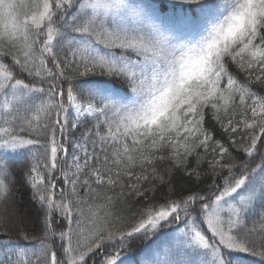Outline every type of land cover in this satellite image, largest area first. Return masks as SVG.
Segmentation results:
<instances>
[{
    "label": "snow or ice",
    "instance_id": "obj_1",
    "mask_svg": "<svg viewBox=\"0 0 264 264\" xmlns=\"http://www.w3.org/2000/svg\"><path fill=\"white\" fill-rule=\"evenodd\" d=\"M254 85L264 0H0V264H264Z\"/></svg>",
    "mask_w": 264,
    "mask_h": 264
},
{
    "label": "trees",
    "instance_id": "obj_2",
    "mask_svg": "<svg viewBox=\"0 0 264 264\" xmlns=\"http://www.w3.org/2000/svg\"><path fill=\"white\" fill-rule=\"evenodd\" d=\"M159 2L160 3H166V0H159ZM233 70L236 71L234 65H233ZM241 76H243L242 73H241ZM253 90L261 92L262 94H264V88H262L260 85H254ZM206 120H207L206 126L209 128H211L215 123L214 121H212L210 119V117H206ZM76 135L79 136V132H77ZM72 138L73 137H71V136L69 137V139H72ZM69 152L71 153V148H69ZM14 199H15V201L18 205V208L21 212L27 213L28 215H30L33 218L35 217V210H34L33 205L28 202L29 201V193L26 190H24L23 188H18L17 191L15 192ZM3 211L4 210L2 208H0V213H3ZM3 227L9 228L10 229V235L12 236L13 239H15V235H16L15 227L11 223L6 224ZM3 239H7V236L3 235L2 228H0V240H3ZM144 243H147V242L146 241H134L133 251L138 252L140 247H142ZM24 246L30 248V245L25 244ZM248 259L256 260V258H253V257H249Z\"/></svg>",
    "mask_w": 264,
    "mask_h": 264
}]
</instances>
